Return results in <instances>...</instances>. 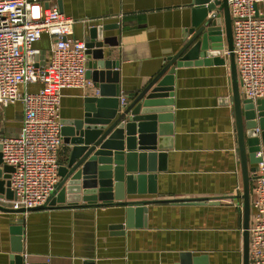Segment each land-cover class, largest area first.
<instances>
[{
    "label": "crops",
    "instance_id": "crops-1",
    "mask_svg": "<svg viewBox=\"0 0 264 264\" xmlns=\"http://www.w3.org/2000/svg\"><path fill=\"white\" fill-rule=\"evenodd\" d=\"M48 1L76 20L73 37L87 42L99 28L98 39L110 40L104 56L118 63L113 71L119 72V97L127 103L129 94L140 91L181 48L194 6L193 0ZM34 48L45 61L51 37L43 33ZM219 57L218 63L176 70L172 134L158 149L165 157L161 163L156 158L155 183H145L156 193L141 196L158 200L145 204L142 216L128 225L124 205L0 210V264H244L243 174L231 65L227 50ZM91 95H99L98 88L64 89L61 120L81 117ZM22 121L21 102L0 106L1 135L19 134ZM69 149L64 143L60 163Z\"/></svg>",
    "mask_w": 264,
    "mask_h": 264
},
{
    "label": "water",
    "instance_id": "water-1",
    "mask_svg": "<svg viewBox=\"0 0 264 264\" xmlns=\"http://www.w3.org/2000/svg\"><path fill=\"white\" fill-rule=\"evenodd\" d=\"M193 4L192 25L186 29L181 48L166 59L165 65L140 91L129 94L130 101L123 107L116 84L119 72L113 71L118 63L104 56L103 46L110 40L98 39L100 29H93L86 42L87 76L94 81L99 95L85 98L81 117L62 121L63 141L70 149L64 164L60 163L55 191L44 205L29 208L0 205V210L26 213L57 205H124L127 224L130 225L134 216L146 212L145 204L158 200L141 196L156 193L153 185L147 191L145 183L148 180L155 183V172L160 167L156 165V158L161 163L165 157V153L158 149L164 146L163 137L172 134L177 68L213 61L218 63L222 60L219 55L227 50L243 174L244 264L250 263L251 172L260 161L256 152L261 142L264 143V97L253 101L241 95L228 0H193ZM13 171L14 167L4 162L0 151V195L8 198H15L10 186ZM80 201L85 203L78 204ZM19 229L17 227L15 231Z\"/></svg>",
    "mask_w": 264,
    "mask_h": 264
},
{
    "label": "built area",
    "instance_id": "built-area-1",
    "mask_svg": "<svg viewBox=\"0 0 264 264\" xmlns=\"http://www.w3.org/2000/svg\"><path fill=\"white\" fill-rule=\"evenodd\" d=\"M45 2V4H44ZM48 0H0V106L21 102L22 129L1 135L4 162L14 167L10 186L15 198L0 195V205H44L59 181L64 145L60 117L62 91L95 87L87 76L86 41L72 36L76 20ZM241 95L264 97V0H228ZM51 37L50 57L37 59L34 43ZM31 84H39L30 90ZM127 104L124 95L120 105ZM257 131H260L257 128ZM251 172L249 264H264V143ZM240 188V187H239Z\"/></svg>",
    "mask_w": 264,
    "mask_h": 264
}]
</instances>
